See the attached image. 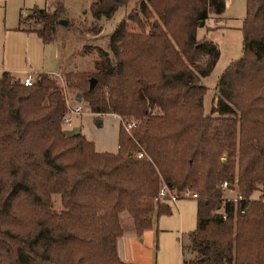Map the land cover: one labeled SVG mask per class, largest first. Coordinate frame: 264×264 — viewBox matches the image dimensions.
Instances as JSON below:
<instances>
[{"label":"trees","instance_id":"trees-1","mask_svg":"<svg viewBox=\"0 0 264 264\" xmlns=\"http://www.w3.org/2000/svg\"><path fill=\"white\" fill-rule=\"evenodd\" d=\"M127 2L91 0V30ZM224 7L225 0H137L102 45H82L96 54L90 70L38 71L30 85L0 71V264H133L116 252L119 213L136 235L150 228L170 211L153 200L161 183L197 193L192 256L182 264H264V0H246L242 53L216 79L204 112L201 77L220 51L196 28ZM63 14L61 0L33 6L26 19L37 26L26 29L50 42L60 19L71 24ZM63 86L97 116L135 121L128 131L119 122L115 152L63 132ZM223 180L237 181L244 213L231 201L226 219L215 211Z\"/></svg>","mask_w":264,"mask_h":264},{"label":"rangeland","instance_id":"rangeland-1","mask_svg":"<svg viewBox=\"0 0 264 264\" xmlns=\"http://www.w3.org/2000/svg\"><path fill=\"white\" fill-rule=\"evenodd\" d=\"M51 1L0 0V71L7 70L14 76L22 77L27 72L36 75L38 71L90 70L96 54L92 48L89 51L82 49V45L89 44L90 47L102 45L101 37L111 31L137 2V0H128L126 4L118 6L110 17H100L95 21L100 27L96 32L95 29L90 28L94 23L88 9L91 0H61L63 15L71 24L66 26L59 22L54 39L50 42H42L33 31L27 30L37 25L33 19L27 20L26 15L33 6L47 7ZM245 13L246 0H225L223 12L218 18L209 22L218 26L206 32L197 31V36L203 33L204 37L215 43L220 51L211 71L201 77V81L206 86L202 100L204 112H208L212 98L216 94V79L230 61L238 58L242 53L243 34L240 27ZM57 75L63 83L62 72ZM62 88H64L65 102L70 107L76 105L74 90L65 86ZM79 102L83 110L79 114H70L69 124L61 123L63 132L70 134L78 131L91 140L95 147L112 151L116 148L119 119L112 113H105L99 116L101 122L95 124L96 114L86 110L84 101ZM257 195L258 192L255 191L252 197ZM51 199L52 208L59 209L58 195L51 194ZM175 204L177 209L172 202H168L170 211L153 217L150 238L147 232L141 234L138 239L141 238L142 241L134 242L133 249L130 247L128 250L130 254L131 251L133 252L138 264H146L148 255L151 264H182L183 260L192 256L188 247L187 233L195 227L196 199L179 197ZM127 219L124 216L119 219L120 227L125 233L130 229V221Z\"/></svg>","mask_w":264,"mask_h":264},{"label":"built area","instance_id":"built-area-1","mask_svg":"<svg viewBox=\"0 0 264 264\" xmlns=\"http://www.w3.org/2000/svg\"><path fill=\"white\" fill-rule=\"evenodd\" d=\"M36 79V75L31 74V72H27L26 75L21 77V82L24 85H30L34 80ZM82 104L79 101H76V105L73 107H70L67 103L65 106V111L63 112L61 118H60V123H70V114H79L83 109H82ZM119 122L122 126V128L126 131H128L132 126L135 125L134 120H122L119 119ZM135 155L137 157H141L143 155V151L141 149L136 150ZM220 188L223 190V195H222V205L218 208L215 209V211L219 212V215L223 219H226L228 217V213L225 210L224 203L226 201H231L233 206H234V213L239 212V213H244L246 208L248 207V203H242L245 201L244 196L242 193L239 191L237 181L234 180V182H229L227 180H223L220 183ZM231 192V193H227ZM191 197V198H196L197 193L193 190L188 189L187 187H184L180 190H175L173 188L168 187L165 183H161L157 189L156 195L153 197L154 202H159V201H167V202H172L175 203L176 199L179 197ZM247 199V198H246Z\"/></svg>","mask_w":264,"mask_h":264},{"label":"crops","instance_id":"crops-1","mask_svg":"<svg viewBox=\"0 0 264 264\" xmlns=\"http://www.w3.org/2000/svg\"><path fill=\"white\" fill-rule=\"evenodd\" d=\"M214 17H219V14H218V15H216V14H209L208 17H207V18L205 19V21H204V25H200V26H198V27L196 28V37H197V38H201V37L205 38L203 33H201L200 36H197V31H198V30H200V32H203V30H204V32H206V31L209 30V29H213V28H214L213 26H215V27L218 26V24H212V23H209V22H212V20H213ZM212 27H213V28H212ZM205 39H206V38H205ZM1 71H2V70H1ZM6 71H7V70H6ZM8 72H9V71H8ZM56 72H57V71H56ZM53 73H54V72H53ZM107 113H110V112H107ZM103 114H105V113H103ZM112 114H114V113H112ZM100 115H102V114H100ZM100 115H99V116H100ZM114 115L119 119L118 115H116V114H114ZM99 116H96V115H95L94 122H95L96 119L99 120V122H95V124H99V123L101 122V119L99 118ZM118 127H119V125H118ZM73 132H74V131H73ZM73 132H72V133H73ZM75 132H77V131H75ZM115 147H116V148H113L112 151H108V152H115L116 149H117V143H116ZM94 149H95L96 151H107V150H102V149H104V148H101V147H99V146H96V147H95V145H94ZM172 204H173V206L177 209V204H175V203H172ZM177 213L179 214V211H178ZM126 214H127V213H126L125 211L120 212L119 219H121L123 216L126 217V218H128L127 220L130 221V229H129V231H128L127 233H125L124 230L122 229V233H121V235L117 237V239H116V252H117L118 256H119L122 260H124V261H129V262H131V263H133V264H138V262H136V260H135V257H134V255H133V252L131 251V254H130V251H128V250L130 249V247H132V249H133V247H134V242L142 241L141 238L138 239V237L141 236V234L143 235L145 232H147V236L150 238V236L152 235V234H151V233H152V230H151V228H148V229L143 230V231L141 232L140 235H136V233L134 232V228H133V226H132V223H131V219H129L130 217H127V216H129V215H126ZM152 221H153V220H152ZM120 251H121V252H120ZM121 253H122V254H121ZM147 255H148V254H147ZM139 263H140V262H139ZM146 264H151V263H150V255H148V262H146Z\"/></svg>","mask_w":264,"mask_h":264},{"label":"water","instance_id":"water-1","mask_svg":"<svg viewBox=\"0 0 264 264\" xmlns=\"http://www.w3.org/2000/svg\"><path fill=\"white\" fill-rule=\"evenodd\" d=\"M60 23L62 24H66L67 20L66 19H60L59 20ZM200 23V21H199ZM94 84V78L90 77L89 81H88V87L91 88ZM75 101H79L80 97H79V93H75V97H74ZM95 122H99L98 119L95 120Z\"/></svg>","mask_w":264,"mask_h":264}]
</instances>
